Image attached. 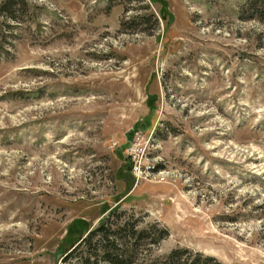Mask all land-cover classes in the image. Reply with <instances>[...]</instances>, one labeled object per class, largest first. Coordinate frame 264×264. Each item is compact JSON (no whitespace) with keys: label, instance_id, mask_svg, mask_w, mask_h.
Listing matches in <instances>:
<instances>
[{"label":"rangeland","instance_id":"obj_1","mask_svg":"<svg viewBox=\"0 0 264 264\" xmlns=\"http://www.w3.org/2000/svg\"><path fill=\"white\" fill-rule=\"evenodd\" d=\"M3 1L0 264H264V0Z\"/></svg>","mask_w":264,"mask_h":264},{"label":"trees","instance_id":"obj_2","mask_svg":"<svg viewBox=\"0 0 264 264\" xmlns=\"http://www.w3.org/2000/svg\"><path fill=\"white\" fill-rule=\"evenodd\" d=\"M5 2H7V0L3 1L2 3L5 4ZM143 16L144 15H142V17ZM113 211V208L109 209V213H112ZM104 220L105 218L100 219L99 224L95 228L87 227L84 228L83 231H80L76 235V237L72 238L68 249L73 247L78 242H83L84 246L89 251L92 240L95 239V241L99 245L100 251L102 252V260L108 262L109 264H130L133 260L129 256H125V253L123 251V245L116 241V239L112 236V233L115 232L117 229L122 228L121 226L123 225L119 223L107 225ZM153 226L157 227L156 223L140 227L136 226V224H132L129 228L131 231L130 236L136 239H146L149 242L154 243L167 234V229L163 226H158V232L154 233V231L151 229ZM184 250L186 249H172L169 252L167 258L165 259V263L167 262V264H175L181 258L182 252ZM66 251L68 250L66 249ZM186 261V264H223L216 257L212 255L202 254L201 252H196Z\"/></svg>","mask_w":264,"mask_h":264},{"label":"built area","instance_id":"obj_3","mask_svg":"<svg viewBox=\"0 0 264 264\" xmlns=\"http://www.w3.org/2000/svg\"><path fill=\"white\" fill-rule=\"evenodd\" d=\"M138 144H139V141H134L133 143H130V145L127 147V153L130 157L132 156L133 159H134V154H138L135 152V150L137 151L139 149ZM133 168L137 170L140 169L137 163L133 164Z\"/></svg>","mask_w":264,"mask_h":264},{"label":"water","instance_id":"obj_4","mask_svg":"<svg viewBox=\"0 0 264 264\" xmlns=\"http://www.w3.org/2000/svg\"><path fill=\"white\" fill-rule=\"evenodd\" d=\"M60 253H62V250H60V249H56V250H55L54 255H53L55 261H56V259H57V256H58Z\"/></svg>","mask_w":264,"mask_h":264}]
</instances>
